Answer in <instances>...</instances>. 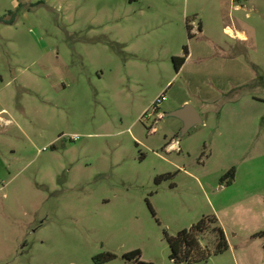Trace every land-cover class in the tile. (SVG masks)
Listing matches in <instances>:
<instances>
[{"label":"rangeland","instance_id":"374dc122","mask_svg":"<svg viewBox=\"0 0 264 264\" xmlns=\"http://www.w3.org/2000/svg\"><path fill=\"white\" fill-rule=\"evenodd\" d=\"M10 11L0 264H176L167 236L203 219L229 250L195 264H264V0H0ZM184 101L203 124L183 136L165 115Z\"/></svg>","mask_w":264,"mask_h":264},{"label":"trees","instance_id":"16d2710c","mask_svg":"<svg viewBox=\"0 0 264 264\" xmlns=\"http://www.w3.org/2000/svg\"><path fill=\"white\" fill-rule=\"evenodd\" d=\"M17 12L10 11L8 15L1 17L0 22L9 25H14L17 18ZM7 16L11 17L10 21H7ZM189 22V20H187ZM186 21V30L188 34V39L192 40L194 35L192 34V28ZM201 31V28H200ZM184 56L187 58L190 55L189 48L184 47ZM186 58L174 57L172 62L174 64L175 71L179 73L186 62ZM157 103L154 105L156 109ZM146 115V114H145ZM236 178V170L231 169L225 176L222 177L221 182L225 183L227 186H231ZM166 177H159L156 181L161 183ZM153 216L155 217L154 211L151 209ZM215 219H203L190 229L181 231L176 237L167 236V241L171 249L170 260L176 264H195L208 261L212 256H220L229 250V244L224 230L216 226ZM214 227V231L217 233L215 241V249L210 252L208 248H203L199 237L205 233V231L210 227ZM142 257L140 251H133L123 256V259L127 264H132L133 261H137ZM117 258L114 254L100 255L96 258V264H106ZM142 264H147L143 263Z\"/></svg>","mask_w":264,"mask_h":264},{"label":"water","instance_id":"95a60500","mask_svg":"<svg viewBox=\"0 0 264 264\" xmlns=\"http://www.w3.org/2000/svg\"><path fill=\"white\" fill-rule=\"evenodd\" d=\"M165 116L168 118H176L183 123V128L181 130L183 136L186 135L194 127L203 124L198 111L191 104H187L182 108L166 114Z\"/></svg>","mask_w":264,"mask_h":264},{"label":"crops","instance_id":"0c3cea01","mask_svg":"<svg viewBox=\"0 0 264 264\" xmlns=\"http://www.w3.org/2000/svg\"><path fill=\"white\" fill-rule=\"evenodd\" d=\"M230 30V29H229ZM225 31H226V29H225ZM240 40H242V39H240ZM187 104H191V102L190 101H184L183 103H181L180 105H178V109L179 108H182L183 106H185V105H187ZM177 110V109H176ZM173 112V111H172ZM171 113V112H170ZM182 125H183V123H182Z\"/></svg>","mask_w":264,"mask_h":264},{"label":"built area","instance_id":"2783aa9c","mask_svg":"<svg viewBox=\"0 0 264 264\" xmlns=\"http://www.w3.org/2000/svg\"><path fill=\"white\" fill-rule=\"evenodd\" d=\"M242 1H244V0H242ZM161 103H162V98H160V99L158 100L157 104L160 105ZM155 104H156V103H155ZM158 105H157V106H158Z\"/></svg>","mask_w":264,"mask_h":264}]
</instances>
